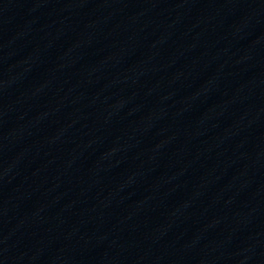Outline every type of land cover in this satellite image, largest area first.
<instances>
[{
	"label": "water",
	"instance_id": "1",
	"mask_svg": "<svg viewBox=\"0 0 264 264\" xmlns=\"http://www.w3.org/2000/svg\"><path fill=\"white\" fill-rule=\"evenodd\" d=\"M0 264H264V26L0 0Z\"/></svg>",
	"mask_w": 264,
	"mask_h": 264
}]
</instances>
